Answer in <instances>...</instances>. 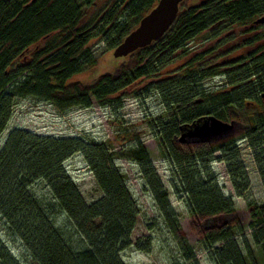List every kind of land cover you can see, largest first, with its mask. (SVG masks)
<instances>
[{
	"label": "trees",
	"instance_id": "16d2710c",
	"mask_svg": "<svg viewBox=\"0 0 264 264\" xmlns=\"http://www.w3.org/2000/svg\"><path fill=\"white\" fill-rule=\"evenodd\" d=\"M158 1L0 0V141L18 98L66 111L94 104L119 109L130 96L157 94L164 112L147 124L163 160L173 166L174 194L192 216L216 218L222 225L236 206L211 162L219 153L236 194L245 197L249 176L238 143L228 139L181 147L177 139L211 116L224 122L240 119L264 186V25L255 24L264 17V0H183L162 38L121 58L114 72L88 83L73 81L96 66L90 42L115 50ZM216 77L223 78L221 86L206 88ZM12 131L0 144V219L37 264H125L121 254L132 244L139 212L118 168L121 160L141 167L171 229L177 228L147 148L127 129L117 134L119 149L78 137ZM76 154L102 193L90 205L65 167ZM36 182L47 186L51 201L31 193ZM247 204L250 238L243 235L245 227L226 225L203 237L213 264H264V204ZM60 217L68 221L66 227L57 224ZM192 248L184 246L185 260L199 264ZM0 264H20L1 238Z\"/></svg>",
	"mask_w": 264,
	"mask_h": 264
},
{
	"label": "rangeland",
	"instance_id": "374dc122",
	"mask_svg": "<svg viewBox=\"0 0 264 264\" xmlns=\"http://www.w3.org/2000/svg\"><path fill=\"white\" fill-rule=\"evenodd\" d=\"M91 50L97 60L96 66L87 72L73 78V81L92 82L104 73L114 72L121 58L114 57V50H107L104 44L93 40L90 42ZM223 78L216 77L206 82L208 89L221 86ZM123 106L118 108L100 107L94 104L91 108H71L61 111L54 105L35 98H18L15 102L13 114L6 131H4L0 144H5L12 130L23 129L45 137L69 138L78 137L89 142L103 143L110 148L119 149L116 141L117 134L127 129L140 139L147 148L153 167L157 171L163 187L168 191L170 205L177 216L178 226L171 229L165 214L159 208L155 196L148 186L141 167L138 164L121 160L117 162L118 168L127 178V189L138 209V217L135 229L131 236V246L122 251L121 257L125 264H193L187 262L184 257V246L193 247L196 253V262L199 264H213L202 242L209 229L206 227L208 220L198 216H192L184 203L174 194L172 187L173 166L163 160L160 154V146L154 131L147 124L148 119L159 117L164 112V105L157 94H152L136 99L130 96L123 101ZM240 126L243 122L236 119ZM230 122V121H228ZM243 133L239 132L230 139H235L241 152V160L249 176V192L245 197H239L229 180L226 165L217 160L219 153L215 154L212 166L219 177V184L224 187L226 196L232 198L236 206V212L225 218L226 226L233 228L245 227L246 235L250 238L251 231L246 228L250 221V209L247 203L257 201L264 204V186L259 175V170L254 161V155L249 145L244 141ZM177 144L181 147H190L193 144ZM128 144H132L130 142ZM0 145V146H1ZM79 154L74 155L65 162V167L77 185L78 191L87 204H93L102 198L93 173L87 163ZM31 193L46 201H51V193L43 182H36L31 188ZM62 217L58 218L59 225L66 227L69 223ZM70 227V228H69ZM71 230V226H69ZM213 229V228H212ZM210 229V230H212ZM0 238L11 255L20 264H37L19 237L7 230V226L0 219ZM257 256L259 249L253 246Z\"/></svg>",
	"mask_w": 264,
	"mask_h": 264
},
{
	"label": "water",
	"instance_id": "95a60500",
	"mask_svg": "<svg viewBox=\"0 0 264 264\" xmlns=\"http://www.w3.org/2000/svg\"><path fill=\"white\" fill-rule=\"evenodd\" d=\"M183 0H159L155 7L140 21L138 28L130 33L125 40L114 50V57L125 58L139 49L150 46L153 42L162 38L178 17ZM256 25H264V17L255 22ZM264 104V93L261 95ZM202 124L190 128L181 134L180 144L203 145L225 141L239 132L242 127L235 121L224 122L211 116L202 121ZM217 219H209L207 228L226 225L217 224Z\"/></svg>",
	"mask_w": 264,
	"mask_h": 264
}]
</instances>
